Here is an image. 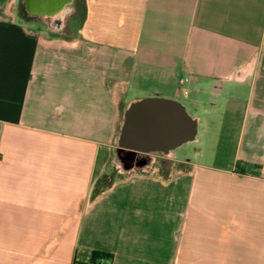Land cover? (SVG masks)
Returning a JSON list of instances; mask_svg holds the SVG:
<instances>
[{"label":"crops","instance_id":"0c3cea01","mask_svg":"<svg viewBox=\"0 0 264 264\" xmlns=\"http://www.w3.org/2000/svg\"><path fill=\"white\" fill-rule=\"evenodd\" d=\"M22 4L0 0V264H264V0ZM146 97L198 118L192 159L117 152Z\"/></svg>","mask_w":264,"mask_h":264},{"label":"water","instance_id":"95a60500","mask_svg":"<svg viewBox=\"0 0 264 264\" xmlns=\"http://www.w3.org/2000/svg\"><path fill=\"white\" fill-rule=\"evenodd\" d=\"M72 0H24L22 7L39 10V16L57 13ZM49 6V7H48ZM198 118L189 114L177 100L146 97L130 101L125 107L114 143L119 151L131 155L160 153L164 157L184 144L196 141Z\"/></svg>","mask_w":264,"mask_h":264},{"label":"rangeland","instance_id":"374dc122","mask_svg":"<svg viewBox=\"0 0 264 264\" xmlns=\"http://www.w3.org/2000/svg\"><path fill=\"white\" fill-rule=\"evenodd\" d=\"M52 46H54V49H56V46L52 44ZM200 134H201V131H200ZM178 155H182V157L185 158H190L192 159L194 154L198 151V147L196 145H194V143H188V144H185L177 149L174 150ZM113 171L116 173L118 171H121V168H117V167H114Z\"/></svg>","mask_w":264,"mask_h":264},{"label":"trees","instance_id":"16d2710c","mask_svg":"<svg viewBox=\"0 0 264 264\" xmlns=\"http://www.w3.org/2000/svg\"><path fill=\"white\" fill-rule=\"evenodd\" d=\"M98 259H103V260H109L111 261V256L102 252H93L92 255V262Z\"/></svg>","mask_w":264,"mask_h":264},{"label":"flooded vegetation","instance_id":"af4514ba","mask_svg":"<svg viewBox=\"0 0 264 264\" xmlns=\"http://www.w3.org/2000/svg\"><path fill=\"white\" fill-rule=\"evenodd\" d=\"M24 1V0H23ZM49 7V6H48ZM22 12L25 14V15H30V16H39V10H37V9H35V8H33V7H31L30 9H24L23 7H22Z\"/></svg>","mask_w":264,"mask_h":264},{"label":"built area","instance_id":"2783aa9c","mask_svg":"<svg viewBox=\"0 0 264 264\" xmlns=\"http://www.w3.org/2000/svg\"><path fill=\"white\" fill-rule=\"evenodd\" d=\"M88 264H110V261L109 260L98 259V260H95L93 262L91 261Z\"/></svg>","mask_w":264,"mask_h":264}]
</instances>
